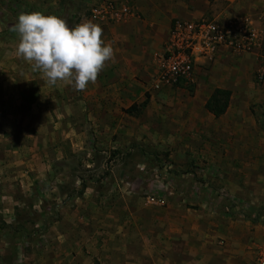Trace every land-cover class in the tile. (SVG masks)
<instances>
[{
    "label": "crops",
    "instance_id": "0c3cea01",
    "mask_svg": "<svg viewBox=\"0 0 264 264\" xmlns=\"http://www.w3.org/2000/svg\"><path fill=\"white\" fill-rule=\"evenodd\" d=\"M120 1L135 9L122 22L92 18V2L88 13H80L71 25L63 19L69 27L89 21L100 26L102 39L114 50L84 90L68 81L48 84L32 62L16 55L19 35L0 23V217L7 224L0 231L22 240L18 233L29 227L19 217H43L34 223L45 238L35 264H106L118 249L121 259L131 264H264V219L258 215L255 221L238 210L207 208V203L193 208L188 197L179 204L172 200L165 206H143L138 193L128 190L140 179L129 182L127 171L119 177L121 188H126L120 192L119 209L102 207L110 194L98 190L93 177H73L71 172L73 155L82 150L88 152L86 166L91 167L97 166V155L117 150L127 155L141 151L145 159V149L192 147L195 130L207 129L210 115L217 118L206 108L214 89H231V105L242 77L252 78L262 63L256 52L223 48L213 62L196 65L195 95L152 89L172 22L207 15L226 22L247 15L264 32V0ZM41 4L49 15L54 8H68L67 3ZM167 176L160 177L163 181ZM82 182L85 192L75 197ZM26 199H35L34 205H27ZM49 200L55 201L57 219L42 207ZM6 244L0 242V254L7 252Z\"/></svg>",
    "mask_w": 264,
    "mask_h": 264
},
{
    "label": "rangeland",
    "instance_id": "374dc122",
    "mask_svg": "<svg viewBox=\"0 0 264 264\" xmlns=\"http://www.w3.org/2000/svg\"><path fill=\"white\" fill-rule=\"evenodd\" d=\"M90 2L95 1L0 0V23H5L7 30L18 34L14 31V26L20 14L40 12L49 15L41 3H67L66 10L60 12L54 8L51 15L64 19L71 25L80 13H88ZM203 18L223 23L212 15ZM156 76L157 74L153 80ZM252 76L246 79L242 77L226 116L215 118L210 115L207 120L208 128L203 132L195 130L191 137L192 147L189 149H180L179 145L175 146V150H170L167 146V150L161 151L154 148L145 149L148 154L145 159L141 151L127 155L117 150L104 156L97 155L95 157L97 166L91 167L86 166L87 159L90 158L88 152L82 150L74 153L71 160L72 176L93 177L98 190L105 192L107 197L110 194L106 202L102 200V207L105 204L119 209L120 192L126 190L121 188L119 177L127 171L129 182H134L137 177L140 179L138 186L130 185L128 190L138 193L143 206L157 203L151 201L149 196L163 198L160 203L164 206L172 200L179 204L184 197H188L191 204L189 202L187 204L193 208L207 203V208H217L229 213L238 210L250 216V219L256 218V215L264 219V76H259V69ZM197 85L198 78H195L191 85L176 84L166 88L171 90L173 95L193 96L196 94ZM180 138L183 141V137H178L179 140ZM114 158L113 163H110ZM102 160L104 166L100 165ZM123 162L128 166L124 167ZM94 174L99 177H95ZM163 174L170 176L162 181L160 176ZM158 179H161L160 182ZM81 186V183L78 184L79 189ZM70 187L73 188L72 185ZM77 190L75 188L74 192ZM172 191L177 193L170 195L169 192ZM24 201L27 205H34L35 199ZM42 207L44 210L48 209L50 213H57L53 200L44 201ZM19 218L25 220L29 229L18 233L22 240L21 237L15 238V233L10 236L11 231H0V242L3 244L7 240L8 248L7 252L0 254V264H35L39 261L45 238L42 236L43 231L34 226V223L43 217L31 213L23 214ZM6 226L5 220L0 217V227ZM113 255L112 260L106 264H131L121 259L120 249L113 252ZM95 264L104 263L96 261Z\"/></svg>",
    "mask_w": 264,
    "mask_h": 264
},
{
    "label": "built area",
    "instance_id": "2783aa9c",
    "mask_svg": "<svg viewBox=\"0 0 264 264\" xmlns=\"http://www.w3.org/2000/svg\"><path fill=\"white\" fill-rule=\"evenodd\" d=\"M134 13L131 3L120 0H97L89 8L90 16L101 23L122 22ZM223 48L256 52L262 63L259 76H264V32L254 27L251 17L244 15L223 23L205 18H175L163 52L159 55L160 70L152 88L162 90L176 84L191 85L196 78V65L213 62ZM148 198L157 203L164 200L161 197ZM263 254L260 257L262 260Z\"/></svg>",
    "mask_w": 264,
    "mask_h": 264
},
{
    "label": "clouds",
    "instance_id": "9594fccd",
    "mask_svg": "<svg viewBox=\"0 0 264 264\" xmlns=\"http://www.w3.org/2000/svg\"><path fill=\"white\" fill-rule=\"evenodd\" d=\"M14 31L19 35L16 55L32 62L50 85L68 81L84 90L114 56L111 45L102 39L101 27L90 21L69 27L56 16L22 13Z\"/></svg>",
    "mask_w": 264,
    "mask_h": 264
},
{
    "label": "trees",
    "instance_id": "16d2710c",
    "mask_svg": "<svg viewBox=\"0 0 264 264\" xmlns=\"http://www.w3.org/2000/svg\"><path fill=\"white\" fill-rule=\"evenodd\" d=\"M232 93L233 91L231 89L221 88V87L215 88L206 103V108L216 117L222 116L228 110ZM85 189H86V184L82 182L81 188L78 189L76 192H74L73 195L75 197L77 196L82 197L85 192ZM52 218L57 219L55 214L52 215ZM254 220L257 221L258 217L254 218Z\"/></svg>",
    "mask_w": 264,
    "mask_h": 264
}]
</instances>
